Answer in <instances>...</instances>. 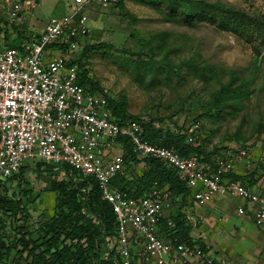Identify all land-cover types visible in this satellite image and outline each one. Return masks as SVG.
Masks as SVG:
<instances>
[{
    "label": "rangeland",
    "instance_id": "obj_1",
    "mask_svg": "<svg viewBox=\"0 0 264 264\" xmlns=\"http://www.w3.org/2000/svg\"><path fill=\"white\" fill-rule=\"evenodd\" d=\"M193 2L123 0L122 8L116 3L84 6L91 27L85 68L107 96L126 103L128 113L184 134L211 157L223 151L239 154L234 161L237 172L255 179L257 189L264 190V0ZM218 2L230 12L216 10ZM186 4L189 11L193 6L190 15L183 13ZM12 10H18L15 20ZM73 12L72 0H0L1 25L15 45L42 33L50 18ZM227 87L231 92L219 105L224 110L216 108L214 94L222 90L225 95ZM118 151L116 147L111 152ZM27 162L34 167L36 160ZM145 169L136 163L129 171L134 176ZM54 176L63 175L58 169L32 168L21 185L15 178L1 180L2 189L22 197L31 229L54 214V193L44 190ZM21 187L31 189L35 199H28ZM182 200H175L172 212L192 206ZM241 203L240 197L226 196L194 207L191 214L204 217L194 232H206L205 245L221 262L264 264V226L248 214H236ZM14 227L11 216H0V245L1 240L15 241Z\"/></svg>",
    "mask_w": 264,
    "mask_h": 264
},
{
    "label": "built area",
    "instance_id": "obj_2",
    "mask_svg": "<svg viewBox=\"0 0 264 264\" xmlns=\"http://www.w3.org/2000/svg\"><path fill=\"white\" fill-rule=\"evenodd\" d=\"M72 1L71 15L50 18L46 29L25 47L0 45V182L29 160L71 165L82 176L93 177L113 206L115 264H227L203 249L200 240L206 243L205 236L194 230L204 217L191 210L218 195L238 196L244 200L239 213L251 212L261 225L264 194L256 184L229 176L236 168L235 152L216 154L210 165L197 152L182 155L175 148L151 143L139 121L115 120L108 96L80 83L76 53L91 30L90 18L81 9L119 0ZM30 2L34 0H26ZM20 5L19 1L15 7ZM11 14L15 20L18 10ZM120 138L129 139L138 156L160 159L192 189V206L184 210L192 226L189 242L180 238L176 222L166 214L182 195L174 197L168 187L154 185L137 196L113 184L128 173ZM116 147L118 153H112Z\"/></svg>",
    "mask_w": 264,
    "mask_h": 264
},
{
    "label": "trees",
    "instance_id": "obj_3",
    "mask_svg": "<svg viewBox=\"0 0 264 264\" xmlns=\"http://www.w3.org/2000/svg\"><path fill=\"white\" fill-rule=\"evenodd\" d=\"M189 3L194 4L193 0H189ZM116 4L118 8H122L123 0H119ZM192 5V10L189 11L190 5L186 4L183 8V13L190 15L193 11ZM215 6L216 10L230 12V9L221 2L215 3ZM2 21L3 19L0 18L1 46L23 48L39 35V33H36L15 45L8 42L7 31L1 25ZM5 22L4 24H6ZM89 44L90 41H88L87 36L85 46L76 59L81 70L79 81L82 84L89 85L94 91H102V87L89 75L88 70L85 68L83 59L87 53V48L90 47ZM227 89L229 91L225 95L222 94V90L219 94H214L216 108L224 110L225 107L219 105L225 96L231 92L230 88L227 87ZM232 91L238 92L236 89ZM241 92L244 91L241 90ZM234 96L236 95H230V97ZM108 101L115 120L123 122L127 119H133L141 122L145 138L151 143L175 148L182 155L197 152L203 162H207L210 165L213 164V157L206 153L202 146H196L188 142L184 134L164 129L155 125L153 120H145L128 113L126 111V103L123 100L108 96ZM120 141L123 143V156L127 164L128 173L126 176L116 177L113 182L114 185L137 196H141L154 185L168 187L174 197L182 195L183 202L193 203L192 189L186 182L178 178L174 169L167 167L160 159L138 156L133 152L129 139L120 138ZM136 163H143L146 169L142 174L132 176L129 169ZM32 168H38L40 171L44 169L50 172L58 169L62 172V177L54 176L44 188V190L54 193V214L44 220L36 229H31L28 221L30 212L22 197L11 195L0 187V216L12 217V221L15 223L14 231L17 235V238L12 243L1 240L0 263L115 264L113 254L116 242V215L111 203L103 197L98 182L93 177L82 176L71 165H57L43 160H37L34 167L30 163L22 166L20 171L10 178L18 179L21 185L22 176ZM229 176L251 185L256 184L255 179L241 175L236 171L229 173ZM2 183L0 182V185ZM20 190L23 193H28L27 198L31 201L35 199L36 194L31 189L21 187ZM169 216L176 222L177 233L180 238L188 241L190 239L191 226L186 220L184 211L177 209L175 212L171 211ZM21 221L22 223H20ZM200 243L205 251L209 250V247L204 242L200 241ZM12 251H14V256L11 259ZM214 264L220 263L216 262Z\"/></svg>",
    "mask_w": 264,
    "mask_h": 264
},
{
    "label": "crops",
    "instance_id": "obj_4",
    "mask_svg": "<svg viewBox=\"0 0 264 264\" xmlns=\"http://www.w3.org/2000/svg\"><path fill=\"white\" fill-rule=\"evenodd\" d=\"M93 4H96V3H93ZM92 4V5H93ZM91 5V4H90ZM90 21V20H89ZM90 24V23H89ZM235 171L237 172V169L235 168ZM260 192H262L263 194H264V190H261V189H258ZM220 197H226V196H224V195H218V196H216L214 199H213V201H211V202H209L208 204H206V205H204V206H207V205H209L210 203H212V202H214L215 201V199H218V201H219V198ZM227 197H238V196H227ZM243 203H241L239 206H241ZM204 206H198L197 208H202V207H204ZM216 206H218V203H217V205ZM239 206H238V208H239ZM220 209H221V207L220 206H218ZM245 207H246V205H245ZM194 208V207H193ZM216 208V207H215ZM238 208L236 209V214H244V215H246V214H248V216L249 217H253V214L251 213V212H249V211H247V212H243V213H239V211H238ZM255 221V219L253 220V222ZM257 224V223H256ZM258 225V224H257ZM260 226H264V223L263 224H261ZM201 232V231H200ZM202 234H204V236H205V238H204V241L207 243V241H206V238H207V234H206V232H202ZM209 249H210V247H209ZM211 250V249H210ZM212 251V250H211Z\"/></svg>",
    "mask_w": 264,
    "mask_h": 264
}]
</instances>
